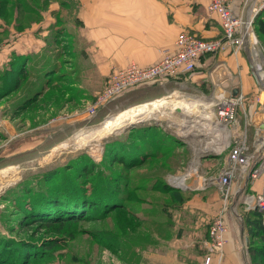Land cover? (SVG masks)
Segmentation results:
<instances>
[{
    "label": "rangeland",
    "instance_id": "rangeland-1",
    "mask_svg": "<svg viewBox=\"0 0 264 264\" xmlns=\"http://www.w3.org/2000/svg\"><path fill=\"white\" fill-rule=\"evenodd\" d=\"M15 1L8 0L9 6L15 7L13 5ZM20 1L23 2L24 0ZM82 2V0L48 1V6L51 3L59 5L61 11L58 19L62 21V24L59 21L58 24H60V28L69 26L67 32L70 34L62 35L61 29L57 30L59 32L56 35L55 30L53 34L51 33V36L55 35L57 38L55 43L52 42V46L56 49L55 54L59 55L58 62L55 65L57 66L56 69L45 72L47 66L45 67V65L39 63L37 71L41 78L35 81L31 78L26 79V76L24 81H21L23 83L21 86L19 85L18 92L22 88L24 100L26 103L28 102L24 111L16 109L17 111L13 115L11 111L6 110L8 103L14 102L17 104L19 102L21 94L16 91L14 96H7L13 91L6 92V72L0 71V121L3 119L9 120L13 125V129L17 132L14 138L7 139L0 127V151L4 143H6V148L10 149L12 143L23 139L27 140L30 137L36 138L37 146H40L38 150L36 149V152L21 153L24 155L10 161L8 164H11V166L8 165L9 168H6V170H3L2 166H5L6 162L9 161L0 158L2 159L0 160V233L17 236L18 233L16 234L15 232L19 231L20 228L18 220L21 216L22 206L18 205L17 198L13 202L9 199L12 191L15 190L14 193H17L20 189H23V182H33L35 178L39 177V173L69 162L75 164V175L80 177L78 182H81L85 187L94 184L99 188L100 185L103 186V184L109 182L114 184L113 180H111L113 177L118 179L117 184L119 183L120 189L124 190L123 178H126L129 181L127 189L129 199L123 209L127 212L118 211L101 215L100 210L97 209V211L92 212L88 216L91 218L76 222L75 231L73 235H70V238L67 236L64 239L57 240L60 244L55 245L51 250L55 255L48 257L49 261L47 264H198L204 257L206 244L203 246V242L201 243L200 250H202V254L201 259H199V257L191 256L194 255L193 246H191L192 249L187 250L179 245L177 248H180V250L177 249L178 251H176L172 242L174 238L182 239L181 237L187 234L193 236L198 231L202 233L203 237L207 236L208 238L209 225L215 216L214 214L211 217L208 213L209 208L204 209L197 215L196 212L190 213L188 209L184 208V203L187 201L205 202L206 196L214 198V201H221L220 195L218 196L219 192H217V177L219 172L226 167V151L217 154L214 144L217 141L226 142V139L222 137L225 133L223 135L220 134L223 131H219L213 123L214 105L202 110L212 117L211 121L207 122L205 120L201 121L194 116L180 114V109L176 111V109L171 108L160 109V112H157L156 115L138 117L133 108L138 104H143L153 99L137 104L133 102L125 103L126 99L122 103L119 101L116 103L97 104L108 84L112 71L121 67H113L106 76H103V74L97 73L96 65L89 61L88 53L84 52L86 42L80 34L79 25L72 21L73 17L76 18L75 13L82 6ZM65 4L67 9L63 8ZM23 8L25 12L30 10L27 5L23 6ZM30 12L32 11L30 10ZM79 13L81 14V12ZM15 15L17 16V13ZM24 16L27 17L26 15ZM68 18H70L69 21H67ZM8 21L11 22L12 20L8 18ZM24 21V19L15 21L13 26L17 27L19 24L23 28L25 26ZM38 21L40 20L32 23L37 24ZM65 21H67V24ZM3 23L6 24V22ZM32 23L29 22L30 25ZM21 29L15 30L20 32ZM12 33H10L12 36L10 37L11 41L16 39L14 37H19L18 34L13 33L12 35ZM7 37L9 36L6 33V26L0 24V51L4 49ZM261 45L257 41L256 50L264 54V47ZM62 52L67 53L63 55ZM66 56L70 59V62L66 60ZM245 56L247 57L246 63L249 67V73L253 78L250 56L247 53H245ZM45 61V59H42V62ZM35 69L36 67L32 71L35 72ZM195 73L196 71L192 75ZM171 81H174L175 85L169 87L164 96H172L176 100L181 98L214 104L215 98L222 92L215 89V87H210L212 89H210L209 93L204 94L202 93L204 92L202 91L203 88L189 84V81H186L185 78ZM136 88L133 87V89L129 90H135ZM205 88L203 90H207ZM124 91H122V95L130 92L127 89ZM202 95L204 96L202 97ZM125 111H128L125 115L128 118L125 124L111 127V124L107 123L113 117ZM238 116L241 117V111ZM197 121L204 123V126L202 123L196 124ZM247 121L250 122L248 119ZM137 125H142V127L155 125L161 128V130H156L150 137V141L162 144L161 147L155 150L168 152L171 149L166 134L180 140L182 146L172 147L173 149L160 159L146 158V160H142L144 161L143 164L141 163L136 167L129 166L130 164L125 165L120 163V161L114 162L115 156L110 158V155L104 161L105 151L108 150L105 147V143L108 141L112 142V139L116 138L123 140L125 137L130 141L132 138L128 137L130 135L129 131L133 129L130 127ZM194 125H197V128L201 130H197ZM81 132L93 133L95 137L91 138L90 136L92 135L86 134L84 137L86 140L77 143L74 138ZM62 138L63 140L55 146L52 152L45 148L50 143H55ZM109 142L108 144H113ZM150 144L140 148L148 152L152 148ZM31 152H34V155ZM151 152L154 151L151 149ZM126 153L125 151L122 156L126 155ZM78 156H81L83 160H80ZM74 159L75 162L73 161ZM161 163H168L169 166H162ZM14 166L16 168L12 169ZM188 172L193 174L190 177V180H192L190 182L191 187L189 185H187L189 186L187 189L174 187L179 182L180 177ZM159 180H162L172 189H177L175 190L177 192L161 193L160 190L155 188L152 191L150 187L154 182H161ZM174 180H176L175 183ZM194 181H200V184L196 186L193 183ZM241 182L242 179L238 178L236 185L239 186ZM192 183L193 185H191ZM137 186L140 187V191L136 190V193H131V187ZM178 193L183 197L182 200L172 198L174 194L178 196ZM211 193L214 194L212 195ZM201 196L204 198H201ZM238 196L239 194L232 198L231 214L233 216L236 215V212L241 216V210H243ZM18 197L21 198L20 195ZM225 201L229 202L228 200ZM131 212L142 220H136V223H134L135 228L125 230L122 227V215H127ZM194 214L196 215V220L194 219ZM98 215H101V217H98ZM103 215L106 216L103 217ZM240 218H236L238 223ZM194 221L199 223L201 221L199 229L188 225V223L194 224ZM120 226L122 229H120ZM12 228L15 229L10 231ZM31 229L33 228L24 230L29 231ZM19 234L22 236L29 235L24 234V232ZM43 236L51 237L52 235L39 231L37 235L30 237L40 243V239ZM182 240L180 241L183 245ZM192 243L194 242L192 241ZM183 249L185 252H189L190 256L181 253V251L184 252ZM7 254L8 251L6 256ZM17 259L18 254H15L10 256L9 261L15 264L18 261Z\"/></svg>",
    "mask_w": 264,
    "mask_h": 264
},
{
    "label": "crops",
    "instance_id": "crops-1",
    "mask_svg": "<svg viewBox=\"0 0 264 264\" xmlns=\"http://www.w3.org/2000/svg\"><path fill=\"white\" fill-rule=\"evenodd\" d=\"M82 1V6L80 9H77L78 11L75 13L76 18L73 17L72 21L79 25L80 34L86 42L84 52L88 53L89 61L96 65L97 73L100 75L103 74V76H106L113 67H123L128 63H136L140 66H149L155 63L160 59L162 50H174L175 40L181 32L191 33L203 39H218L222 34L217 20L206 12L205 3L201 0ZM263 1L230 0V5L234 15L239 17H252L254 20V17L259 13L264 16V7L261 6ZM51 4L45 9L44 13H41L40 21L37 24L32 23L30 26L28 25L29 27L25 25L20 32H16L13 21L11 23L8 21L4 24V21L0 19V24L6 26V33L9 36L6 38L4 49L0 51V71L6 72V86L8 88L13 85L17 77L19 78L21 75L20 72L22 71L24 74H28L26 79L31 78L35 81L40 79L41 76H39L37 71L39 63L45 65V67L47 66L45 72L57 68L55 65L58 62L59 55L55 54L56 49L52 46V42H56L57 38L55 35L59 32L57 31L58 29H61L63 32L62 35L70 33L67 32L69 26L60 28V24H58V21L62 24V21L58 19L59 12L61 11L59 5L57 3L56 5H54L55 3ZM65 6L66 4L63 8ZM15 14L14 12L13 17H15ZM67 21H65L66 24ZM52 26L54 27L52 28ZM53 31L55 35L51 36ZM11 32L18 34L19 37H14L16 39L11 41ZM65 53L67 52H62L63 55ZM241 53L244 55H238ZM42 59L46 61L42 62ZM66 60L70 62L68 57ZM246 60L247 57L244 51L236 53L229 47L214 55L203 56L195 68L196 73L194 75L191 74L188 77L180 78H185L186 81H189V84L200 87L201 89H204V87L207 90L209 89L208 91L202 89L204 91L202 93L204 94L209 93L210 89H212L210 87H215V89L225 93L229 92L232 95L241 94L251 96L256 94L258 90L254 79L249 73ZM35 67L34 72L32 70ZM16 91L18 92V90H15L7 96H14ZM235 91L236 94H234ZM19 93L21 95L19 96L20 100L17 104L14 102L7 104L6 110L11 111L13 115L17 110L24 111L27 107L28 102L26 103L24 100L22 88ZM261 99L260 105L253 104L247 99V102L237 111L240 128L245 130L247 134L249 132V143L254 135V124L247 126L244 115L246 113L252 116V114L258 112V115L253 116V119L259 120L262 123V127H264V96ZM26 100L28 101L27 97ZM240 111L241 117L238 116ZM0 127L7 139H12L17 135L9 120H1ZM37 144V139L32 137L27 140L23 139L19 142L12 143L10 149L6 148V143H4L0 151V158L9 160L23 152H36V149L38 150L40 147ZM55 146L48 150L52 152ZM217 147V151L220 154L226 151L225 163H228L229 148L227 147V142H221ZM34 152H31V154L34 155ZM8 165L11 166V164H7L3 166V170L9 168ZM197 182L194 181L193 183L196 185ZM263 186L264 174L248 186L247 192L253 194L259 193ZM235 189L236 186L233 184L230 191L231 195L235 193ZM211 194L213 195L214 193ZM219 195L220 193H218ZM202 196L201 198H204ZM209 198L210 196H206L205 202L187 201L184 203V208L188 209L190 213L196 212V215L204 209L209 208L208 213L211 217L219 213L221 209L224 210V220L227 228L225 235L226 243L218 264H249L246 245L247 232L240 218L241 216L237 212L234 215L236 218H240V222L238 223L236 218L231 214L232 198L227 205L224 203L222 197L220 198L221 201H214V198ZM196 215L194 214L195 220L197 219ZM262 221L264 225V218ZM188 225L191 227L195 226V229H199L201 221L200 223L194 221V224L188 223ZM181 238L184 239L179 238L182 240L183 245L178 238H174L172 243L173 247L176 248L175 250H180V248H177L179 245L187 250L193 246V249H191L194 255L191 256L201 259V243L203 242L204 246L207 236L203 237L202 233L198 231L193 236L187 234ZM183 251L181 253L190 256L189 252H185L184 249Z\"/></svg>",
    "mask_w": 264,
    "mask_h": 264
},
{
    "label": "trees",
    "instance_id": "trees-1",
    "mask_svg": "<svg viewBox=\"0 0 264 264\" xmlns=\"http://www.w3.org/2000/svg\"><path fill=\"white\" fill-rule=\"evenodd\" d=\"M48 1L49 0H24L22 2L20 0H16L13 4L15 7H11L9 6L8 0H0V19L4 22H8L9 18L14 24L15 21L17 22L24 19V25L28 26L30 25L29 22L32 23L40 19L41 13H44L45 9L48 7ZM26 5L29 6V9L32 12H30V10L25 12L23 6ZM14 12L17 13V16L15 15V17H13ZM15 28L21 29L22 27L18 24ZM253 30L259 43L264 47V16H262L261 13L254 17ZM20 74L19 78H16V81L11 87L8 88V86H6L7 93L18 90L21 81H23V79L28 75L24 74L23 71L20 72ZM174 85V81L170 80L162 84H151L148 86L138 87L135 90H131L121 97L114 99L111 103L119 101L122 103L124 102V99H126L125 103H141L166 95L167 89ZM130 128H133L129 131V134H132L131 136H128L132 138L130 141H128L125 137L123 140L116 138L112 139V142L108 141L109 143H113L111 145L108 144V142L105 143V147H107L108 150L105 151L106 155L104 156V161H106L108 158L107 156L110 155V158L115 156V159L113 160L114 162L120 161V163L125 165L130 164L129 166L136 167L141 163L143 164L144 161L142 160H146V158L160 159L173 149L172 147L176 148L178 146H182V142L180 140L166 134V138L170 143L171 149L168 152L155 150L158 149V147H161L162 144L150 141V137L156 130H161L160 127L155 125L147 127L137 125ZM62 140L63 138L57 140L55 143H50L45 146V148L48 150L54 145L60 143ZM146 144H150L152 147L151 149L154 152H151V149L146 152L144 149L140 148ZM125 151L127 152L126 155L122 156ZM23 155L24 154H19L9 160H6L9 161L6 162V165L13 159L20 158ZM78 158L83 160L81 156H78ZM78 158L77 160H79ZM73 161L75 162V159ZM74 165L75 164L73 163L67 162L59 165L58 167L56 166L43 171L39 173L38 178H35L36 176L34 177L35 179L33 182H23V189H20L17 193H14L15 190L12 191V195L9 199L13 202V200L17 198L18 205L22 206L20 212L21 216L18 220L20 228L19 231L15 232L16 234L18 233L17 236L9 235L8 233H0V264H12V261H9L10 256L15 254H18V261L15 264H35V262H37V264H47L49 261L48 257L55 255V253L51 252V250L55 245L60 244L57 240L64 239L67 236L70 238V235H73L75 231L74 226L76 222L85 221L88 218H91L88 216H90L92 212L97 211V209L100 210L101 215L104 213L107 214L118 211H125L124 213L127 212L123 209V207L125 208V203L129 199V192L127 190L129 181H127L126 178H123L124 190L120 189L119 183L117 184L118 179H114L113 177L111 180H113L114 184L109 182L103 184V186L100 185L99 188H97L94 184L85 187V185L81 182H78L80 177L75 175ZM161 165L165 167L169 166L168 163H161ZM159 181L161 182H154L150 187L152 188V191L155 188L156 190H160L161 193L168 194L177 192L175 191L177 189H172L162 180ZM157 184L161 187L157 186ZM136 190L140 191V187H131V193H136ZM178 194L180 197H178L179 195L177 196L174 194L172 198L175 200H182L183 197H181L180 193ZM17 195H20L21 198ZM6 198L8 199L7 195ZM241 211V219L247 232L249 264H264V225L262 223L264 212L254 210ZM101 215H98V217H101ZM105 216L106 215H103V217ZM136 220L141 221L142 219L132 212L127 215L123 214L122 227H124L125 230L133 229L136 227L134 224L136 223ZM122 227L120 226V229H122ZM29 228L33 229L29 231L24 230H28ZM13 229L15 228H12L10 231ZM39 231H44L52 236H43L39 243L31 238L37 235ZM22 232H24V234H29L31 237L29 235L22 236L19 234ZM7 251L8 254L6 256Z\"/></svg>",
    "mask_w": 264,
    "mask_h": 264
},
{
    "label": "built area",
    "instance_id": "built-area-1",
    "mask_svg": "<svg viewBox=\"0 0 264 264\" xmlns=\"http://www.w3.org/2000/svg\"><path fill=\"white\" fill-rule=\"evenodd\" d=\"M205 3L206 12L215 17L220 28L221 37L218 39H203L194 34L181 32L175 40L174 50L164 49L160 59L149 66H139L129 63L125 67L117 68L109 76L97 104L113 101L120 97L124 90L133 87L148 86L151 84H162L180 77H188L193 74L196 66L203 56L215 54L231 47L233 52L244 51L251 59V73L258 92L251 96L232 95L229 92H221L214 102V124L223 131L228 151V163L217 178L218 192L224 203L239 194V201L244 211L264 212V186L259 193H248L247 187L264 174V127L259 120L245 113V123L254 124V135L251 142L245 130L240 128L237 111L245 102L261 104L264 96V54L256 50L257 39L254 35L252 17H239L233 14L230 0H201ZM264 7V1L261 4ZM253 41V42H252ZM123 91V92H122ZM250 120L249 121H247ZM218 131V130H217ZM220 141L215 142L217 146ZM223 143H225L223 141ZM193 174L184 173L180 179H188ZM242 182L237 186V179ZM176 180H174L175 183ZM180 182L177 188L187 189ZM235 184V193L231 195V186ZM264 218V215H263ZM226 224L224 210L221 209L211 220L206 240V251L204 257L198 264H218L223 247L226 243Z\"/></svg>",
    "mask_w": 264,
    "mask_h": 264
},
{
    "label": "bare ground",
    "instance_id": "bare-ground-1",
    "mask_svg": "<svg viewBox=\"0 0 264 264\" xmlns=\"http://www.w3.org/2000/svg\"><path fill=\"white\" fill-rule=\"evenodd\" d=\"M178 99L176 100L172 96H163V97H160L158 99H153V100L146 102V103H143V104H138L133 109L136 111L135 113H137L138 117H143L144 115H156L157 112H160V109L171 108V109H176V111H179V109H180V111H179L180 114L183 113L186 116H194V117L199 118V120H201V121L202 120H205L207 122L211 121L212 117L210 116V114L207 115V113L203 112L202 110L209 107V106L210 107L213 106V103H210V102L207 103V102L200 101V100H188V99H181V98H178ZM128 111L120 113L118 116L113 117L107 123L111 124V127H113V125L125 124L127 122V119H128L125 117V115ZM197 123L200 124L202 122L197 121L196 124ZM202 125L204 126V123H202ZM194 126H196L197 130H199V131L201 130V129L197 128V125H194ZM211 131H213V130H211ZM86 134L92 135V136H90L91 138L95 137V134H93V133L81 132L75 136V138H74L75 141L77 143H80V142L86 140V138H84ZM14 168H16V166H14L12 169H14ZM191 181L192 180H189V183L187 185L190 186ZM179 182L181 184L185 185V179L184 180L180 179ZM197 184L199 185L200 181H198ZM189 186H187L186 188H188Z\"/></svg>",
    "mask_w": 264,
    "mask_h": 264
},
{
    "label": "water",
    "instance_id": "water-1",
    "mask_svg": "<svg viewBox=\"0 0 264 264\" xmlns=\"http://www.w3.org/2000/svg\"><path fill=\"white\" fill-rule=\"evenodd\" d=\"M236 94V91L234 92ZM190 177L188 179H185V186L187 187V184L189 183ZM248 239H246V245H247Z\"/></svg>",
    "mask_w": 264,
    "mask_h": 264
}]
</instances>
